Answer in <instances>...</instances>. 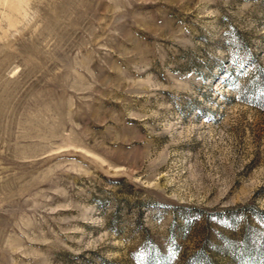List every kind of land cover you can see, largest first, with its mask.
Wrapping results in <instances>:
<instances>
[{"label":"rangeland","instance_id":"1","mask_svg":"<svg viewBox=\"0 0 264 264\" xmlns=\"http://www.w3.org/2000/svg\"><path fill=\"white\" fill-rule=\"evenodd\" d=\"M264 0H0V264H264Z\"/></svg>","mask_w":264,"mask_h":264},{"label":"trees","instance_id":"2","mask_svg":"<svg viewBox=\"0 0 264 264\" xmlns=\"http://www.w3.org/2000/svg\"><path fill=\"white\" fill-rule=\"evenodd\" d=\"M257 85L261 86V89H259L261 91V93L258 92L257 95H259V97L263 98L264 97V76L261 78V81L256 82ZM157 260V255L154 257L153 255H147L146 259L144 260L143 264H155ZM185 264H210V262L203 257V254L200 252L194 253L193 255H191V257H189L187 260H185Z\"/></svg>","mask_w":264,"mask_h":264}]
</instances>
